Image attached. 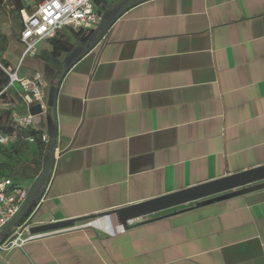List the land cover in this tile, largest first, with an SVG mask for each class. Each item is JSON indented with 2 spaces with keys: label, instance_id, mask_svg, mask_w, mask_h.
<instances>
[{
  "label": "crops",
  "instance_id": "obj_1",
  "mask_svg": "<svg viewBox=\"0 0 264 264\" xmlns=\"http://www.w3.org/2000/svg\"><path fill=\"white\" fill-rule=\"evenodd\" d=\"M106 1L95 41L55 54L46 39L23 58L22 76L39 71L47 87L42 103L15 112H33L50 140L10 159L14 183L29 192L55 159L2 240L19 225L97 215L264 165V0ZM3 11L0 54L15 68L21 21ZM192 205L115 235L80 220L0 248V264H264V188Z\"/></svg>",
  "mask_w": 264,
  "mask_h": 264
},
{
  "label": "built area",
  "instance_id": "obj_2",
  "mask_svg": "<svg viewBox=\"0 0 264 264\" xmlns=\"http://www.w3.org/2000/svg\"><path fill=\"white\" fill-rule=\"evenodd\" d=\"M22 28L20 39L24 44L22 57L15 68L4 65L0 61V67L8 75L9 82L0 90V108L13 107V121L22 128L33 127L34 113L30 112L25 116H20L15 112L18 103L27 105L42 103L47 87L43 74L36 71L32 75L20 76L18 69L25 56L37 54L38 43L42 40L55 36L58 31L71 27L75 30L96 29L102 21V13L99 11L95 0H41L36 3L35 9L29 13L26 9L21 12ZM14 85L17 90L13 91ZM11 140L10 135L4 133L0 128V145H8ZM30 142H35L34 136H29ZM42 140L49 142L47 133H42ZM28 189L17 185L11 177H0V233L8 222L19 212L26 200ZM93 223L101 230L115 235L124 231V227L115 221L114 214L102 215L93 219ZM30 224L19 225L15 232L2 238L12 228L8 229L0 237V248L9 249L14 246H21L27 241L40 238L51 233L67 231L82 227H73L33 234L30 232ZM24 232L28 234L24 236Z\"/></svg>",
  "mask_w": 264,
  "mask_h": 264
},
{
  "label": "water",
  "instance_id": "obj_3",
  "mask_svg": "<svg viewBox=\"0 0 264 264\" xmlns=\"http://www.w3.org/2000/svg\"><path fill=\"white\" fill-rule=\"evenodd\" d=\"M101 31L102 29L100 28L96 30V39L99 37ZM54 159L55 154L53 153L44 167V173L41 174L30 187L27 199L24 202L22 208L19 210L16 216H14L13 219L3 228L2 232L0 233V237L8 229L12 228L18 221V219L25 213L28 206L32 202L34 194L41 184V181L45 178L49 169L51 168L50 162ZM260 188H264V165L232 173L211 181H207L205 183L194 185L139 203L99 213L97 215H87L84 217H74L59 221L32 225L30 227V232L36 234L69 228L75 226L76 223L80 220L94 219L98 216L112 214L116 215L118 224L122 225L124 229H129L139 224H133V220L143 218L159 211H163L189 202L194 203V205L189 208L201 207L234 196L245 194L247 192Z\"/></svg>",
  "mask_w": 264,
  "mask_h": 264
},
{
  "label": "trees",
  "instance_id": "obj_4",
  "mask_svg": "<svg viewBox=\"0 0 264 264\" xmlns=\"http://www.w3.org/2000/svg\"><path fill=\"white\" fill-rule=\"evenodd\" d=\"M35 3L41 0H33ZM8 2L12 7V12L14 16H18L22 24L21 12L26 9L29 13H32L35 9L31 3L27 0H0V16L4 13L3 4ZM96 5L101 3L108 4L106 0H95ZM102 7H99V11H102ZM96 29H81L75 30L71 27H66L63 30L58 31V33L49 38L48 40L54 46V53L59 54L61 51H68L73 47L74 44L80 43L82 45H88L89 43L96 40ZM17 38V35H15ZM9 36L6 33L0 32V53L6 51V44L8 45ZM0 61L9 66V62L0 54ZM9 82L8 75L0 67V90L7 85ZM13 107L10 108H0V128L1 130L10 135L11 140L8 145H0V153L7 155L6 160H0V177H13L18 174L19 169H16L11 165L10 159L13 156L21 154L25 149H28L31 143L37 145L40 152L46 148V142L42 140V131L35 129L33 127L22 128L13 121L12 118ZM29 136L35 137V142H30L28 140Z\"/></svg>",
  "mask_w": 264,
  "mask_h": 264
},
{
  "label": "rangeland",
  "instance_id": "obj_5",
  "mask_svg": "<svg viewBox=\"0 0 264 264\" xmlns=\"http://www.w3.org/2000/svg\"><path fill=\"white\" fill-rule=\"evenodd\" d=\"M29 3H31L32 5H33V7H35V5H36V3H35V1H33V0H27ZM10 4H8V2H6V3H4L3 4V8L5 9V12L7 13H9V14H7L10 18H11V20H12V22L14 23V21H16V22H19V17L16 15V16H14V18L12 17V11H11V8H10V6H9ZM5 24L8 26L9 24H10V21L8 20V18L6 19V22H5ZM29 62V59L27 58L25 61H24V64H23V66H20L19 67V69H18V74L20 75V76H22L23 75V73L25 72L24 71V66H26V64ZM18 86L17 85H14V87H13V91H15V90H17L16 88H17Z\"/></svg>",
  "mask_w": 264,
  "mask_h": 264
},
{
  "label": "bare ground",
  "instance_id": "obj_6",
  "mask_svg": "<svg viewBox=\"0 0 264 264\" xmlns=\"http://www.w3.org/2000/svg\"><path fill=\"white\" fill-rule=\"evenodd\" d=\"M94 224V223H93Z\"/></svg>",
  "mask_w": 264,
  "mask_h": 264
}]
</instances>
